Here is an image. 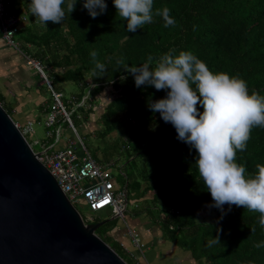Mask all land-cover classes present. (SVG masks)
<instances>
[{
  "label": "trees",
  "instance_id": "1",
  "mask_svg": "<svg viewBox=\"0 0 264 264\" xmlns=\"http://www.w3.org/2000/svg\"><path fill=\"white\" fill-rule=\"evenodd\" d=\"M5 2L9 12L18 16L24 13L15 9L16 0ZM84 2L77 0L75 10L66 13L63 24L49 22L44 26L36 23L31 13L29 17L24 13L29 25L19 33L23 50L45 64L53 86L66 82L76 86L70 100L64 96L70 107L80 103L95 86L88 106L74 114V124L88 122L92 114L101 111L103 138L124 131L119 155L125 158L128 200L155 208L163 216L164 230L171 241L204 264H264V247L254 246L264 242L259 213L237 206L229 211L225 205L223 219L219 209L209 208L217 221L197 222L198 213L213 203L195 165L197 153L179 141L175 128L148 107L150 101L165 98L167 90L157 91L146 85L137 88L134 77L124 70L142 65L149 55L158 57L171 49L176 50L175 55L190 51L213 73L238 76L246 81L249 94L255 91L264 96V0H154V10L169 8L174 26L165 28L163 18L154 16L151 24L135 33L127 31V21L117 14L113 0H105L106 12L95 19L83 7ZM92 51L105 64L106 73L93 75ZM121 57L124 63L118 65ZM122 76L126 79L121 80ZM105 90L106 102L95 105L92 96ZM3 100L0 97L1 104ZM3 107L10 114V109ZM197 107L202 113L203 108ZM236 162L246 167L247 174L256 173V164L264 165V127L251 129L246 150H237ZM119 222H107L96 234L128 264H141L111 235ZM217 235L220 243L209 247L210 239Z\"/></svg>",
  "mask_w": 264,
  "mask_h": 264
},
{
  "label": "clouds",
  "instance_id": "2",
  "mask_svg": "<svg viewBox=\"0 0 264 264\" xmlns=\"http://www.w3.org/2000/svg\"><path fill=\"white\" fill-rule=\"evenodd\" d=\"M113 3L117 14L127 21L128 32L135 33L151 24L154 16L163 18L165 28L175 24L167 6L154 10V0ZM76 4L77 0H31L28 9L36 23L47 26L49 22L63 24L66 13H72ZM83 7L95 19L106 12L108 5L105 0H85ZM175 52L171 49L158 57L149 55L142 65L124 70L134 77L137 88L146 85L157 91L167 90L165 98L150 101L148 107L175 128L179 141L196 151L198 174L213 201L206 207L219 209L220 219L227 214L225 205L229 211L237 206L257 212L258 223L264 229V165L256 164V173L247 174L246 167L236 162L237 150H246L251 129L264 127V96L255 91L249 94L246 81L238 76L213 73L190 51H180L178 55ZM97 55L96 51L90 52L95 62L93 75L107 71ZM123 63L122 57L117 60L118 65ZM198 105L203 108L202 113ZM251 231L254 233L255 227ZM219 243L217 235L208 246ZM254 246L264 247V242Z\"/></svg>",
  "mask_w": 264,
  "mask_h": 264
},
{
  "label": "water",
  "instance_id": "3",
  "mask_svg": "<svg viewBox=\"0 0 264 264\" xmlns=\"http://www.w3.org/2000/svg\"><path fill=\"white\" fill-rule=\"evenodd\" d=\"M0 103V264H128L85 223Z\"/></svg>",
  "mask_w": 264,
  "mask_h": 264
},
{
  "label": "built area",
  "instance_id": "4",
  "mask_svg": "<svg viewBox=\"0 0 264 264\" xmlns=\"http://www.w3.org/2000/svg\"><path fill=\"white\" fill-rule=\"evenodd\" d=\"M27 24V16L9 12L5 0H0V32L4 41L23 55L27 66L41 76L52 94V103L44 121H28L25 125L16 123L17 127L32 148L27 136L35 134V125H43L46 128L47 136L54 142L43 145L41 152L35 153L39 154L38 160L56 179L62 192L79 211L85 223H92L97 219L101 221L106 219L107 215L118 219L125 226L135 248L139 250L140 259H145L139 234L127 223L129 203L127 184L125 187L119 186L111 172V163H101L92 156L73 121L74 114L78 113L80 108L88 106L87 102L95 86L92 85L82 101L69 110L63 93L54 88L53 81L47 74V67L22 48L18 36ZM67 129L71 136L65 135ZM64 140L65 146H61ZM81 209H85L86 212L82 213ZM120 245L127 254L134 257L123 242H120Z\"/></svg>",
  "mask_w": 264,
  "mask_h": 264
},
{
  "label": "crops",
  "instance_id": "5",
  "mask_svg": "<svg viewBox=\"0 0 264 264\" xmlns=\"http://www.w3.org/2000/svg\"><path fill=\"white\" fill-rule=\"evenodd\" d=\"M15 4V9L20 8L25 14L28 12L26 0H16ZM28 25L29 22L24 28ZM107 93L108 91L105 90L98 96L93 95L92 100L95 99V105L97 102L103 105L107 100ZM0 97L4 99L2 104L10 109L11 117L19 125H25L28 121H44L52 103L51 91L41 76L27 66L20 52L6 44L1 32ZM99 117L100 112L92 114L88 122L80 123V127L84 126L83 130L96 132L99 128ZM70 134L71 132L67 129L65 135L71 136ZM65 143L64 140L61 146H65ZM143 203L135 201L134 208L127 211V223L139 234L145 259H140L139 250L133 245L121 222L111 235L119 242H123L130 253L140 259L141 264H204L197 261L190 251L171 241L164 230L163 216L157 214L155 208H145ZM197 220L202 223H214L217 221V217L207 207L198 213Z\"/></svg>",
  "mask_w": 264,
  "mask_h": 264
},
{
  "label": "rangeland",
  "instance_id": "6",
  "mask_svg": "<svg viewBox=\"0 0 264 264\" xmlns=\"http://www.w3.org/2000/svg\"><path fill=\"white\" fill-rule=\"evenodd\" d=\"M30 2L31 0H26L27 7H28V4H30ZM29 14H30V11H28L27 13L28 17H29ZM28 22H29V18H28ZM43 65L45 64L43 63ZM47 74L50 76L49 71H47ZM54 88L64 93L66 101L70 100L73 96V92L76 91V86L71 82L57 84L54 86ZM67 106L69 110L72 109V107H70L69 104H67ZM97 110L100 111V108L97 107ZM74 117L75 115L73 116V118ZM81 123L84 124V122H81ZM75 125L76 127L78 126L77 128L80 131L79 134L82 137L83 142L85 143L86 147L88 148L92 156L94 158H97L103 161V163L105 162L111 163V172L113 173L116 180H118L117 184L121 187H125L127 184V178L124 172L125 171L124 169L125 158L119 155L121 151V147L123 146V143L125 141V138L121 137V135L124 134L123 133L124 131L118 130L114 132L113 134L108 135L107 137L103 138L101 134L103 133V129L105 126H104V123L101 121L99 122V128L96 132L93 130H89V131L83 130L84 126L80 127V123L79 124L75 123ZM27 138L29 142L32 144L33 150L35 152H41L43 145H50L54 142V140L50 139L47 136V130L43 125H35V134L29 135L27 136ZM105 158L109 160L104 162ZM132 208H134V204L129 201L128 210H131ZM161 209L164 211L163 206L161 207ZM81 212L85 213L86 210L81 209ZM107 217L108 215L105 216V218Z\"/></svg>",
  "mask_w": 264,
  "mask_h": 264
},
{
  "label": "snow or ice",
  "instance_id": "7",
  "mask_svg": "<svg viewBox=\"0 0 264 264\" xmlns=\"http://www.w3.org/2000/svg\"><path fill=\"white\" fill-rule=\"evenodd\" d=\"M106 202V201H105Z\"/></svg>",
  "mask_w": 264,
  "mask_h": 264
}]
</instances>
